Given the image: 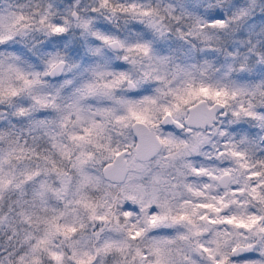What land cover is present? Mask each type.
<instances>
[{
  "label": "rangeland",
  "instance_id": "374dc122",
  "mask_svg": "<svg viewBox=\"0 0 264 264\" xmlns=\"http://www.w3.org/2000/svg\"><path fill=\"white\" fill-rule=\"evenodd\" d=\"M28 1L30 11L37 7V14H25V9L7 0L0 11V123L3 104L20 100L22 109L13 108L16 115L26 120L27 111L39 113L40 119L28 116L29 124L42 128L62 156L60 166L55 167L41 159L28 158L22 141L12 139V135L3 139L0 128V203L11 198L22 216L28 210L37 214L32 229L40 227L37 241L42 252L48 253V263L264 264V186L258 191L248 190L257 208L227 207L232 211L223 217L216 203L218 220L212 226L196 214L195 187L186 179L190 174L184 169L194 173L199 170L192 156L212 137L221 146L218 159L224 166L235 164L240 172H254L243 158L246 150L218 142L223 122L218 123L211 138L198 132L177 136L159 126L162 130L156 131L162 149L172 155V165L161 167L160 173L151 172L150 163L138 164L133 152H127L131 158L125 156L132 173L119 185L107 183L96 172L98 168L101 172L116 152L104 131L108 126L126 121L130 126L133 120L152 122L158 111L181 120L190 105L188 100L200 98L223 102L230 111V121L244 118L240 113L243 107L256 117L260 109L255 108L252 99L261 98L257 103L264 105V95L239 81L228 84L201 77L208 73L207 67L197 75L173 76L175 70L182 73L181 68L164 63L162 58L164 65L158 63L153 68L146 38L135 32L125 37L123 34L119 40L114 38L118 30L115 28L132 25L161 36L166 28H172V23L160 12H122L105 0L70 1L69 28L82 35L88 31L90 36L84 44L82 40L79 49H41V38L49 34L48 21L39 17L42 5ZM73 10L77 13L75 20L71 17ZM181 30L199 43L208 39L210 31L196 25ZM111 39L119 41L121 54L106 48ZM163 50L160 52L168 57L169 51L166 47ZM62 52L67 57L63 75L56 81L46 80L47 66L60 59ZM255 54L264 58L263 51ZM111 67L114 71L108 69ZM127 80L134 83L130 90L126 88ZM180 87L182 92L176 90ZM23 91L28 95L21 99ZM10 112H4V123ZM98 112L105 118L100 120ZM128 130L131 132L130 127ZM128 137L124 130L122 141H128ZM183 146L189 153L188 160L181 158ZM95 151L100 154L93 157ZM102 160L104 164L100 166ZM158 162L155 159L154 163ZM236 193L231 190L229 195L232 198ZM203 229L208 230L205 236L201 235ZM250 241L255 242L252 255L229 257L233 246Z\"/></svg>",
  "mask_w": 264,
  "mask_h": 264
},
{
  "label": "trees",
  "instance_id": "16d2710c",
  "mask_svg": "<svg viewBox=\"0 0 264 264\" xmlns=\"http://www.w3.org/2000/svg\"><path fill=\"white\" fill-rule=\"evenodd\" d=\"M7 2L25 9L24 13H28L30 16L35 15L34 12L37 11V7L30 11L29 6H31V3L28 0H7ZM105 2L122 12L140 11L148 13L157 11L162 13L170 24L172 23V28H166L161 36L159 34L152 35L153 33L151 34L150 31L149 33L148 29L133 27L132 25L123 28L117 26L115 28L118 30L114 38L119 40H121L123 34L125 37V35L128 36L127 33L135 32L140 35V38L143 36L146 38L147 44H149L147 46L151 52L149 59H151L153 68L158 67V63L162 65L167 63L172 66L176 64L181 68L182 73H177L175 70L173 76L175 74L185 76L188 74L197 75L202 68L207 67L208 73L203 74L201 77H211L214 80L220 79L218 81H224L228 84L231 80L239 81L242 86L252 88L255 93L261 94L260 96L264 95V58L260 59L255 54L257 51L264 52V0H105ZM28 3L30 4L26 5ZM33 3L35 6H38L39 3L42 5L39 17L42 16L48 21L49 34L41 38V49H51L59 52L64 50L67 52L71 48L79 49L78 46L81 45L82 40H84V44L90 38V36L88 37V31L82 35L69 28L67 22L70 0H35ZM89 4L93 6V2ZM2 8H4V0H0V11H2ZM187 25L209 29L208 39H204L202 43L196 42L191 37L192 35H187L181 30ZM230 30H232L231 33ZM165 47L170 54L168 57L160 52V50L164 52L163 48ZM106 48L104 47L105 50ZM122 51L113 53L119 55ZM262 56L264 57V55ZM59 58L67 60L63 52ZM162 58H164V63ZM108 69L114 71L112 67ZM44 78L51 81L46 75ZM112 80L114 81V79ZM182 89L183 87H180L176 90L182 92ZM260 99L257 97L252 99L256 103L255 108L260 109V112L256 113V117L249 115L243 107L240 113L244 118H236L237 120L230 121L228 120L230 111L225 105L228 109L226 110L227 115L220 120L224 123V126L222 128V138L218 140L231 143L232 147L236 145L240 149L249 150L243 158L252 165L264 161L252 152L264 147L261 140V134L264 133V105L257 103ZM19 101L9 100L3 104V118L0 123L3 139L12 135V139L22 141L28 158L41 159L52 167L60 166L59 159L62 154H59L51 146L49 138L42 128L38 126V129L36 123L29 124L28 122L29 115L40 119V114H36V111L30 113L27 111L29 115L26 120L25 116L21 117L24 120L19 118L16 115L17 110H13V108L22 109ZM188 101L189 104L192 101L194 102V100ZM98 109H100L99 106ZM6 110H11V112L6 117L7 123H4V112ZM163 113V111H158L155 114L154 121L144 122L153 125L159 131L161 128L158 120ZM97 116L100 120L105 118L101 112H98ZM116 126H119V129H116ZM116 126H108V128H112L111 130L104 129L109 134L110 143L114 145V151L126 149L127 152H132L134 138L128 130L129 123L126 121L123 124L118 123ZM124 130H127L129 134L128 141H122ZM167 130L177 136L190 135L174 128ZM181 149L183 150L181 158L186 159V149L184 146ZM164 153L165 151L162 149L149 161L140 162L137 160V163H150V171L160 173L162 172L161 167L166 166L169 168L172 165L170 161V158H172L171 153ZM99 154L100 152L95 151L93 157ZM127 155L131 158V153ZM155 159H159L158 164L154 163ZM103 161H101L100 166L104 164ZM219 165L216 166L219 167ZM184 171L190 174L186 179L189 181L195 180L194 172L187 169H184ZM96 172L102 180H105L101 175L100 168ZM131 173L132 171L129 169L128 176ZM106 182L113 185L120 184L111 183L107 180ZM13 202L11 198H7L0 203V264H49L48 253L42 252L41 245L37 241L36 231L39 233L40 227H37L36 231L32 229L37 214H31V211L28 210L22 216L13 205Z\"/></svg>",
  "mask_w": 264,
  "mask_h": 264
},
{
  "label": "flooded vegetation",
  "instance_id": "af4514ba",
  "mask_svg": "<svg viewBox=\"0 0 264 264\" xmlns=\"http://www.w3.org/2000/svg\"><path fill=\"white\" fill-rule=\"evenodd\" d=\"M58 60H60V59H58ZM58 60H56V61H58ZM56 61L51 63L49 66H47V69L45 70V75L47 74V71L50 68V66L52 64H54ZM65 66H66V61H65ZM65 66H64L62 74L58 78L51 79V78H48L47 75H46V77L48 79H50L51 81L58 80L63 75L64 70H65ZM26 95H28V94L23 91L22 93H20V98L24 99ZM200 99H202V98H200ZM204 99H206V98H204ZM206 101L208 102V104L212 103V102H209L207 99H206ZM224 110L226 111L225 104H224ZM226 115H227V111H226ZM226 115L224 117H226ZM224 117H222V118L218 117L216 122H214L211 127H205V128H199V129H190V130L183 128L179 131H184L187 134H191V132H198V133L205 135L206 137L209 136L211 138L213 130L216 128V126L219 125L218 123ZM182 119L181 120L176 119V120L182 121ZM170 128H173V127H170ZM166 129H169V128H166ZM155 131H156V129H155ZM156 133H157V131H156ZM157 135H158V133H157ZM158 137H159V135H158ZM212 138H213L212 141H210V140L207 141V143H205L206 145L201 147V149H199V152L195 156H192V158L195 160V163H196L195 167L199 168V170L197 172H195L196 173L195 174V180H193V182H192L194 184V187H195L194 191H193L194 192L193 193L194 194L193 195V201H194L193 203H194V207L196 209V214H197L198 218L202 219V221H207L209 226L215 225L216 221L218 220V218H217V207L215 208L216 203L218 204L217 206H219V208H220L218 211H220V214H222L223 217L224 216L226 217V215H228L232 211L230 209L226 210L227 207H234V208L240 209V210H243V209L249 208V207H251V209L257 208L256 207L257 205L254 206V204L252 203V199L250 197H248V192H249L248 190L258 191V190H261V188L264 186V161L256 163L254 165H252L250 163V169H253L254 172H251V171L240 172V171H238V168L235 164H234V166L230 165V166L226 167L218 159V157H219L218 153H219V149H221V146L217 143L215 136ZM218 142L222 143L224 141L218 140ZM134 143H135V139H134ZM227 144H228V142H227ZM162 147H163V144H162ZM162 147H161L160 151L162 150ZM133 149H134V145H133ZM200 150H201V152H200ZM246 151L248 152L249 150L246 149ZM252 152H253V154L257 155L260 159L264 160V147L257 149L255 151H252ZM127 154L128 153L126 150L125 156ZM186 154H187L186 160H188L189 153L186 151ZM154 157H152V158H154ZM149 160H147V161H149ZM140 162H146V161H140ZM217 164H220L219 167L216 166ZM216 172H218L219 174L215 178L214 174ZM223 173L229 174V182H228L226 187H220L218 185V177ZM233 186H234V188H233ZM231 190L237 192L234 195V197H232V198L229 195V192ZM207 234H208L207 229H203L201 231L202 236H205ZM250 255H252V254H250ZM250 255H248V256H250ZM248 256H245V257H248ZM242 258H244V257H242Z\"/></svg>",
  "mask_w": 264,
  "mask_h": 264
},
{
  "label": "water",
  "instance_id": "95a60500",
  "mask_svg": "<svg viewBox=\"0 0 264 264\" xmlns=\"http://www.w3.org/2000/svg\"><path fill=\"white\" fill-rule=\"evenodd\" d=\"M71 1V0H70ZM71 17L75 20L77 18L76 11H71ZM107 48L115 53L122 51V47L117 39H111L106 43ZM124 60L125 57H122ZM65 60L60 59L50 66L47 71V77L54 79L58 78L64 69ZM134 83L132 80L126 81V88L132 89ZM226 115L224 104L220 101H214L208 104L206 99H199L186 108V114L182 121L176 120L171 113L165 112L158 120L161 128L173 127L176 130L186 128L199 129L211 127L217 118H222ZM130 131L135 139L133 156L138 161H147L154 157L161 149L162 142L158 137L153 125H148L142 120H133L130 123ZM261 140L264 142V133L261 135ZM126 149L116 151L110 162L105 164L101 169L103 179L111 183H121L125 180L128 167L125 158ZM229 182V174L223 173L218 177V185L226 187ZM205 232V231H204ZM255 248V242L237 244L229 250V257L238 259L252 254Z\"/></svg>",
  "mask_w": 264,
  "mask_h": 264
}]
</instances>
